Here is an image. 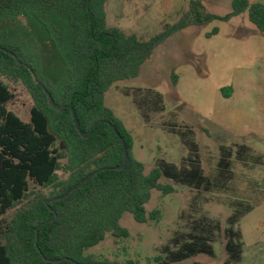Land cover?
I'll return each mask as SVG.
<instances>
[{
    "label": "trees",
    "instance_id": "16d2710c",
    "mask_svg": "<svg viewBox=\"0 0 264 264\" xmlns=\"http://www.w3.org/2000/svg\"><path fill=\"white\" fill-rule=\"evenodd\" d=\"M105 1L0 0V74L20 81L32 99L29 121L25 122L6 108L15 94L0 81V264H139L97 258L86 250L107 233L126 237L128 230L119 223L125 212L138 223L154 218L157 211L147 216L145 210L151 190L164 195L173 191L172 185L159 181L162 176L197 193L223 195L230 213L224 228L219 220L188 214V231L176 234L164 245L153 264L176 263L199 254L214 256L213 242L220 232L224 264H240L243 241L238 224L264 194V182L250 180L245 171L261 167L262 156L243 143L235 151L220 146L208 173L197 157H188L187 164L180 166L160 160L145 173L144 164L133 155V137L105 105L104 95L115 82L135 77L157 45L190 24L227 20L247 11L264 45V4L233 0L231 12L219 16L207 12L199 0H190L177 22L164 24L157 34L140 39L135 33L107 25ZM19 16L33 18L44 27L60 61L58 76L44 73L40 46L34 37L9 33L2 27L3 22L16 23ZM37 81L56 106H64L61 111L49 106ZM221 90L230 96L231 88ZM160 103V98L153 101L159 109ZM69 107L82 131L101 123L82 137ZM107 121L120 133L128 152L122 169L115 168L123 162L122 147ZM183 143L197 150L192 138L183 139ZM95 170L70 197L45 203L69 193ZM59 172L66 176L60 177ZM31 183L47 188L48 194L33 190ZM190 207L197 211L194 202Z\"/></svg>",
    "mask_w": 264,
    "mask_h": 264
},
{
    "label": "rangeland",
    "instance_id": "374dc122",
    "mask_svg": "<svg viewBox=\"0 0 264 264\" xmlns=\"http://www.w3.org/2000/svg\"><path fill=\"white\" fill-rule=\"evenodd\" d=\"M189 1L106 0V23L147 39L160 32L164 24L177 22ZM199 1L207 12L219 16L232 10L233 0ZM253 2L264 4V0H249ZM2 27L9 33L34 37L40 46L44 73L50 77L60 74L59 58L39 22L19 16L16 23L3 22ZM0 81L7 83L15 94L6 108L28 122L32 99L27 89L20 81L1 74ZM222 88H231L230 96H224ZM159 98L161 109L153 104ZM104 103L133 137V155L144 164L145 173L160 160L180 166L187 164L188 157H197L208 173L220 146H230L235 151L243 143L263 159V165L246 170V176L264 182V45L261 34L248 20L247 11L227 20L213 19L176 31L154 48L135 77L111 85L105 92ZM188 138L196 143V151L183 143ZM59 175L66 176L62 172ZM159 181L172 185L173 191L164 195L151 190L145 210L147 216L157 211L154 218L138 223L130 213H123L119 223L128 235L117 237L107 233L86 253L119 263L134 260L153 264L164 245L176 234L188 231V214L193 218L205 215L225 227L230 208L223 195L197 193L164 176ZM30 185L46 195L49 192L47 188ZM193 202L197 211L190 207ZM238 225L243 241L240 264H264V194ZM213 247L214 256L199 254L171 264H224L222 232L217 234Z\"/></svg>",
    "mask_w": 264,
    "mask_h": 264
},
{
    "label": "water",
    "instance_id": "95a60500",
    "mask_svg": "<svg viewBox=\"0 0 264 264\" xmlns=\"http://www.w3.org/2000/svg\"><path fill=\"white\" fill-rule=\"evenodd\" d=\"M0 50H2V48L0 47ZM8 52V54H10L11 56H13L14 58H16L15 57V55L12 53V52H10V51H7ZM18 62V64L19 65H21L22 64V62H20V61H17ZM31 71V70H30ZM37 84L43 89V91L45 92V94H46V97H47V101H48V104H49V106L50 107H52V108H54V109H56L57 111H61L63 108H64V106H56L55 105V103H54V101H53V99H52V97H51V95H50V93L45 89V87L40 83V82H38L37 81ZM69 109H70V111H71V116H72V121H73V124H74V126H75V128H76V130L78 131V133L82 136V137H87L88 136V134L90 133V130L93 128V127H95V126H97L99 123H101V122H95L92 126H91V128L89 129V130H87V131H82L81 129H80V127H79V123H78V121H77V118H76V115H75V112H74V110L71 108V107H69ZM102 122H105V121H102ZM110 127H111V129L113 130V132L115 133V135L117 136V138H118V140H119V142H120V144H121V147H122V151H123V162L119 165V166H117V167H115L116 169H122V168H124L125 167V165H126V163H127V161H128V158H129V156H128V152H127V149H126V146H125V143H124V140H123V138L121 137V135H120V133L117 131V129L115 128V126L113 125V124H111L110 122H106ZM103 169H105V168H103ZM98 170H95V171H93V172H91L89 175H87L72 191H70L69 193H67V194H65V195H61V196H55V197H53V198H51V199H48V200H46L45 201V203L46 204H48L49 202H51V201H57V200H60V199H63V198H66V197H70L71 195H73L80 187H82L83 185H84V183L86 182V181H88L96 172H97Z\"/></svg>",
    "mask_w": 264,
    "mask_h": 264
}]
</instances>
